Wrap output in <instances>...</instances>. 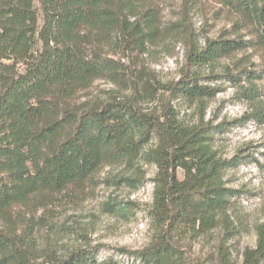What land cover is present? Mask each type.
Returning a JSON list of instances; mask_svg holds the SVG:
<instances>
[{
    "label": "trees",
    "instance_id": "16d2710c",
    "mask_svg": "<svg viewBox=\"0 0 264 264\" xmlns=\"http://www.w3.org/2000/svg\"><path fill=\"white\" fill-rule=\"evenodd\" d=\"M163 1L0 0V264H117L100 260L95 249L62 254L55 245L39 246L42 219L22 210L47 207L69 189L96 190L107 167L125 172L105 183L137 190L140 160L158 168L149 210L157 235L145 250L121 254L174 264L183 226L233 228L234 196L224 177L235 160L223 159L215 145L226 123L213 125L206 113L220 90L215 82L226 79L250 104L249 118L264 125V0H181L179 18L168 26ZM199 8L230 28L216 37L208 36L207 21L195 29L191 14ZM170 39L184 45L185 66L177 81L163 83L144 58ZM228 59H235L223 69L228 76L215 75ZM99 80L121 89L80 102ZM174 99L194 109L197 120L184 121ZM258 165L264 173V162ZM102 207L126 219L136 210L130 201ZM227 260L225 254L221 264ZM242 264H264V225Z\"/></svg>",
    "mask_w": 264,
    "mask_h": 264
},
{
    "label": "rangeland",
    "instance_id": "374dc122",
    "mask_svg": "<svg viewBox=\"0 0 264 264\" xmlns=\"http://www.w3.org/2000/svg\"><path fill=\"white\" fill-rule=\"evenodd\" d=\"M162 10L164 24L168 26L179 18L181 0H164ZM204 14L200 8L194 9L192 23L200 31L206 21L208 25L212 24L204 27L209 31V37H216L225 27L230 28L225 20L216 18L213 10L206 16ZM201 43H204L203 39ZM149 49L144 60L152 76L163 83L177 81L185 66L184 45L170 39L160 41ZM242 56L239 54L235 59ZM235 59L222 61L214 74L226 78L228 73H224L223 69L229 64L231 67ZM253 61L260 64L256 56ZM205 74L209 75L207 70ZM242 84L248 86L246 82ZM215 86L220 90L208 107L206 121L210 120L213 125L226 123L217 132L215 145L219 156L235 160L224 177L225 186L233 191L234 196L230 210L233 228L228 231L223 224H219L215 229L198 231V228L183 226L175 237L181 257L174 264H221L225 254L230 264H242L245 251L256 247L258 229L264 225V173L258 165L264 162V125L249 118L252 112L250 104L241 96V89L234 82L221 79L215 82ZM120 89L111 82L99 80L80 93V102L105 99ZM156 103L149 107L157 106ZM173 103L184 121L193 123L197 120L195 110L189 109L182 99H174ZM137 164L143 182L137 190L105 183L107 179L125 172L122 166L107 167L99 176L101 184L96 190L69 189L57 199L49 200L47 207L23 209L28 217L37 221L42 219L37 222L41 234L39 246L55 245L54 248L62 254L71 249H95L102 261L142 264L131 254L145 250L156 239L149 210L153 204L158 168L144 160ZM178 178L184 180L183 171L178 170ZM113 200L132 202L136 207L135 215L126 219L104 213L103 204ZM65 230L68 234L63 237ZM123 249L131 254H121Z\"/></svg>",
    "mask_w": 264,
    "mask_h": 264
}]
</instances>
